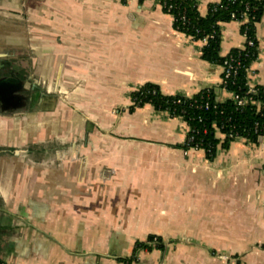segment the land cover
<instances>
[{"label":"crops","instance_id":"crops-1","mask_svg":"<svg viewBox=\"0 0 264 264\" xmlns=\"http://www.w3.org/2000/svg\"><path fill=\"white\" fill-rule=\"evenodd\" d=\"M255 29L248 81L264 90V6ZM220 33L222 56L243 47L239 21ZM204 44L158 0H0V75L28 95L0 102V264H264V138L208 158L182 146L181 118L128 110L145 83L218 88ZM149 235L163 248L119 260Z\"/></svg>","mask_w":264,"mask_h":264},{"label":"trees","instance_id":"trees-1","mask_svg":"<svg viewBox=\"0 0 264 264\" xmlns=\"http://www.w3.org/2000/svg\"><path fill=\"white\" fill-rule=\"evenodd\" d=\"M164 12L173 16V26L193 39L206 38L201 48V58L225 67L224 62L233 59L230 73L225 77L222 70V82L218 92L214 87L200 90L192 96L180 94L167 95L162 93L154 83H145L132 91L129 111L145 104L151 105L156 111L166 112L171 117L181 118L188 127L184 148L197 145L208 158H213L218 148L227 149L236 138L257 143L264 138V90L256 85L249 91L248 68L258 57V40L255 25L259 22L264 0H219L208 6L207 12L201 14L197 0H158ZM246 7L248 22L241 25L245 33L242 48H233L227 55L220 54V24L240 18ZM236 17L231 16L232 13ZM248 40L252 44H248ZM225 87L229 96L220 98V91ZM233 95V96H232ZM245 98L243 105L237 99ZM217 133L223 135L219 137ZM192 140L188 142V138ZM162 249L161 239L149 235L146 241H137L133 253L128 258L119 260L128 263L136 259L140 249Z\"/></svg>","mask_w":264,"mask_h":264},{"label":"water","instance_id":"water-1","mask_svg":"<svg viewBox=\"0 0 264 264\" xmlns=\"http://www.w3.org/2000/svg\"><path fill=\"white\" fill-rule=\"evenodd\" d=\"M2 67V64H0ZM26 91V87L24 86V81L19 79L15 76L13 72H10L8 75H0V102L5 105V100L11 101L13 100V103L11 105L22 106L25 107L26 100L28 97L23 94V92ZM216 91L218 92V88H216ZM6 98L5 100L2 99V97ZM8 103V102H7ZM2 104V105H3ZM2 106L1 108L5 110L6 108H13V106ZM259 139H262L260 137Z\"/></svg>","mask_w":264,"mask_h":264},{"label":"built area","instance_id":"built-area-1","mask_svg":"<svg viewBox=\"0 0 264 264\" xmlns=\"http://www.w3.org/2000/svg\"><path fill=\"white\" fill-rule=\"evenodd\" d=\"M233 1H235V0H233ZM247 9H248V8L246 7V9H245L242 13H240V18L235 20V21H239V22L241 23V25H242V24H245V23L248 22L249 17H248V14H247ZM231 16H232L233 18H235V17H236V14L233 12V13L231 14ZM242 34H243V36L245 37V33H242ZM190 37H191V36H190ZM245 39H246V38H245ZM202 40H203V41H206V38H203ZM248 44L251 45V44H252V41H251V40H248ZM257 51H258V54H259V51H260V49H259V45H258V47H257ZM232 61H233V59H229V60H226V61L224 62L225 67H223V71L225 72V77H227V76L229 75L230 70L233 68V66H232ZM250 73H251V68L249 67V68H248V75H249ZM248 83H249V81H248ZM249 87H250L249 91H253V87H254V86H250V84H249ZM222 90L226 92L225 87H223ZM232 96H233V95H232ZM234 98L237 99V104H238V105H243V104L246 102V99H245V98H237L236 96H234ZM187 130H188V129H187ZM191 140H192V136L188 138V142L191 141ZM191 148H193V149H199L197 145L192 146Z\"/></svg>","mask_w":264,"mask_h":264},{"label":"rangeland","instance_id":"rangeland-1","mask_svg":"<svg viewBox=\"0 0 264 264\" xmlns=\"http://www.w3.org/2000/svg\"><path fill=\"white\" fill-rule=\"evenodd\" d=\"M40 86H41L42 89H47L48 88V84L47 83H41Z\"/></svg>","mask_w":264,"mask_h":264},{"label":"flooded vegetation","instance_id":"flooded-vegetation-1","mask_svg":"<svg viewBox=\"0 0 264 264\" xmlns=\"http://www.w3.org/2000/svg\"><path fill=\"white\" fill-rule=\"evenodd\" d=\"M23 94L26 95V96H28V95H27V91H24ZM0 106H2L1 103H0Z\"/></svg>","mask_w":264,"mask_h":264}]
</instances>
